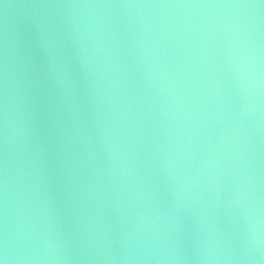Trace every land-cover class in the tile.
I'll return each instance as SVG.
<instances>
[{
    "label": "water",
    "instance_id": "water-1",
    "mask_svg": "<svg viewBox=\"0 0 264 264\" xmlns=\"http://www.w3.org/2000/svg\"><path fill=\"white\" fill-rule=\"evenodd\" d=\"M9 264H264V0H0Z\"/></svg>",
    "mask_w": 264,
    "mask_h": 264
},
{
    "label": "clouds",
    "instance_id": "clouds-1",
    "mask_svg": "<svg viewBox=\"0 0 264 264\" xmlns=\"http://www.w3.org/2000/svg\"><path fill=\"white\" fill-rule=\"evenodd\" d=\"M14 134L13 126L9 119L8 99L7 92H5L4 111H3V146L5 150V162L3 168V183H4V195H3V206H4V225L3 232L0 234V264H9V261L13 258L10 255L9 240L10 235L8 232V164H7V149L12 141Z\"/></svg>",
    "mask_w": 264,
    "mask_h": 264
}]
</instances>
